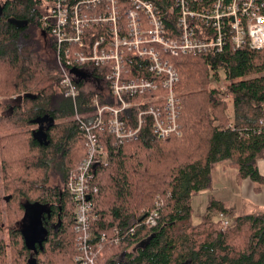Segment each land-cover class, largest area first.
<instances>
[{
  "label": "trees",
  "instance_id": "16d2710c",
  "mask_svg": "<svg viewBox=\"0 0 264 264\" xmlns=\"http://www.w3.org/2000/svg\"><path fill=\"white\" fill-rule=\"evenodd\" d=\"M42 2L0 0V264H78L75 201L67 181L86 149L71 119L74 103L60 84L55 41L42 28ZM174 61L181 135L159 137L149 122L135 140L116 144L100 131L108 161L94 170L92 233L103 255L96 264H264V208L237 214L212 199L194 222L192 206L193 195L210 186L218 162L236 167L238 181L249 177L256 190L264 186L258 167L264 158V48L226 47ZM221 73L226 89L209 87ZM55 172L59 185L51 183ZM30 205L42 207L45 220L35 249L21 225ZM153 209L158 220L148 226Z\"/></svg>",
  "mask_w": 264,
  "mask_h": 264
},
{
  "label": "built area",
  "instance_id": "2783aa9c",
  "mask_svg": "<svg viewBox=\"0 0 264 264\" xmlns=\"http://www.w3.org/2000/svg\"><path fill=\"white\" fill-rule=\"evenodd\" d=\"M49 2L42 28L55 41L60 84L74 103L86 149L67 181L75 201L74 259L96 264L102 250L92 233L94 170L108 161L100 131L116 144L135 140L149 122L159 137L181 135L174 57L263 49L264 0H163V7L154 0ZM158 216L153 209L145 223L156 225ZM219 218L230 222L223 212Z\"/></svg>",
  "mask_w": 264,
  "mask_h": 264
},
{
  "label": "rangeland",
  "instance_id": "374dc122",
  "mask_svg": "<svg viewBox=\"0 0 264 264\" xmlns=\"http://www.w3.org/2000/svg\"><path fill=\"white\" fill-rule=\"evenodd\" d=\"M42 3H43V6L45 8L47 5L50 4L49 0H44ZM220 78L221 79L218 80V82H215V83L213 81L210 82L209 87L217 86L221 90L224 91L226 89V83H224L225 79H224L223 73H221ZM178 92H179V95L181 97V91H178ZM227 111H228V115L232 118L233 114H234V105H233L232 100L228 101ZM71 119H73L72 116H71ZM36 126H37L36 124H32L29 127L30 128H36ZM26 128H28V127H26ZM1 157L2 156L0 153V158ZM216 165H219V166L217 168H216V166L214 167L210 186L205 188V189H202L200 192L194 194L192 197L194 222H199L202 219L204 213L206 212L207 206L211 202V196H214L216 198L219 196V198H231V200H237V196H238V194H237V192H238V186L237 185L238 184L236 182L237 168L232 166V165H229L225 162H218ZM1 179H2V173H0V181H1ZM51 183H55L58 185L62 183L60 176L57 172H55L53 174V176L51 177ZM215 185H217V187L215 188L216 192L214 191V189H212ZM208 194H209V196H208ZM208 198H209V200H208ZM213 199H215V198H213ZM1 206L3 207V209H6L5 201L3 200V198L1 201ZM4 215H6V211H4ZM31 220L33 221V219H31ZM28 232H29V234L26 232H24V233H25L26 239L29 240L31 238L30 229L28 230ZM6 239L8 240V238H6ZM101 256H103V255L101 254ZM8 259L11 260V256H8Z\"/></svg>",
  "mask_w": 264,
  "mask_h": 264
},
{
  "label": "crops",
  "instance_id": "0c3cea01",
  "mask_svg": "<svg viewBox=\"0 0 264 264\" xmlns=\"http://www.w3.org/2000/svg\"><path fill=\"white\" fill-rule=\"evenodd\" d=\"M216 164L214 165V167L216 166L217 168L219 165ZM258 167L260 172L264 175V158H261L258 161ZM213 170H212V174H213ZM236 182L238 184L237 200H231V198H219V196L217 198L211 196V201L213 198L221 200L226 206L233 208L237 214L250 212L257 208H264V186H262L260 190H256L255 188L257 186L256 183L249 177L244 178L241 181H238V179H236ZM216 187L217 185H215L212 189H214L215 191Z\"/></svg>",
  "mask_w": 264,
  "mask_h": 264
},
{
  "label": "water",
  "instance_id": "95a60500",
  "mask_svg": "<svg viewBox=\"0 0 264 264\" xmlns=\"http://www.w3.org/2000/svg\"><path fill=\"white\" fill-rule=\"evenodd\" d=\"M0 9H2V7L0 6ZM40 122V124L42 125V121L38 120ZM37 134L39 136H44V132L42 129L38 130ZM10 195L6 196L5 199L9 200ZM88 198H90V196L88 195ZM43 214V209L42 207H40L39 205H30L27 208V213L23 219L24 223H22V229L23 232H26L29 234L28 230L30 229V233H31V238L27 240L28 245L32 248L35 247L36 242H41V240H43L44 236H45V228L42 226L41 224V216ZM33 219V221L31 220ZM148 237L146 240H144L141 244L145 245L148 241H149Z\"/></svg>",
  "mask_w": 264,
  "mask_h": 264
},
{
  "label": "flooded vegetation",
  "instance_id": "af4514ba",
  "mask_svg": "<svg viewBox=\"0 0 264 264\" xmlns=\"http://www.w3.org/2000/svg\"><path fill=\"white\" fill-rule=\"evenodd\" d=\"M1 197H3V196L0 195V198H1ZM4 197H5V196H4ZM43 215H44V214H42V216H41V224H42V226L45 228V225H44V223H43V222L45 221ZM22 223H24V221H22ZM22 223H21V224H22ZM36 243H39V242H36ZM34 249H35V247H34Z\"/></svg>",
  "mask_w": 264,
  "mask_h": 264
}]
</instances>
